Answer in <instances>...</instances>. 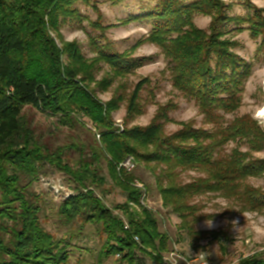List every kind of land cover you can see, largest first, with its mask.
<instances>
[{
    "label": "trees",
    "instance_id": "1",
    "mask_svg": "<svg viewBox=\"0 0 264 264\" xmlns=\"http://www.w3.org/2000/svg\"><path fill=\"white\" fill-rule=\"evenodd\" d=\"M77 1L0 0V264L69 262L70 242L56 240L43 227L42 198L30 189L47 166L63 173L73 185L74 193L61 202L58 214L67 221L80 219L84 224L99 226L105 240L101 252L104 258L117 257L118 264H144L147 257L163 264V255L170 252L168 235L159 231L154 214L141 204L142 190L136 186L133 172L118 169L128 158L162 167L157 188L163 207L181 219L189 236L201 239L208 235L218 241L215 233L194 232L190 219L195 224L200 218L196 217L192 199L204 192L237 195L244 182L264 174V159H251V153L264 151V129L258 121L244 115L223 122L221 114H234L240 108L251 68L233 52L235 44L225 38L221 27L247 22L251 37L261 38L260 49L264 51V8H252V16L242 20L229 18L228 6L221 0L188 4L184 0H159L154 11L121 22L151 24L143 42L161 49L171 66L173 88L194 101L213 126L206 130L182 123L178 131L167 135L165 107L158 109L148 126L120 130L112 119L117 101L103 103L91 89L95 80L91 71L96 64L104 62L119 76L140 67L142 60L103 51L88 62L75 43L57 44L53 34L60 37V18L72 16L68 9ZM196 15L211 17L208 30L193 23ZM146 82L136 85L129 100V115L136 111ZM26 107L57 116L65 126L82 115L92 123L98 143L89 156L75 149L80 153L79 160L70 166L65 153L73 150L72 146L51 150L39 143L24 117ZM232 142L243 143L248 150L238 147L221 157L219 151ZM102 158L112 181L126 195V202L113 209L96 194L104 182L100 176ZM178 169L202 170L207 176L178 185L174 182ZM162 177L167 179L165 184ZM239 195L252 210L264 208L261 190L246 186ZM116 210L122 216L115 214ZM241 264H264V258Z\"/></svg>",
    "mask_w": 264,
    "mask_h": 264
},
{
    "label": "rangeland",
    "instance_id": "2",
    "mask_svg": "<svg viewBox=\"0 0 264 264\" xmlns=\"http://www.w3.org/2000/svg\"><path fill=\"white\" fill-rule=\"evenodd\" d=\"M193 1L195 0H184V3ZM221 1L228 6L226 13L231 19L247 20L253 14L252 8H264V0ZM158 2L159 0H78L68 9L72 16L60 18V37L57 38L55 33L53 37L59 46L63 41L75 43L88 62H92L103 51L127 54L135 61L142 60L140 67L124 75H115L104 62L96 64L91 71L95 80L90 86L98 100L103 103L117 101L112 119L120 130L148 126L162 107H165L169 121L158 122L164 124L167 135L178 131L182 123H192L195 128L212 130L213 126L207 123L195 102L173 88L171 66L161 49L143 42L152 29L151 24L148 21L121 24L132 16L154 11ZM193 23L202 30H208L210 20L209 17L196 15ZM248 28L249 24L245 21L226 23L221 27L226 33L225 38L235 44L233 52L251 68L245 81L240 108L234 114L221 115L224 124L250 115L264 129V116H261L264 108V51L260 49L261 38L253 39ZM63 60L67 62V56ZM143 80L147 82L139 93L136 111L129 115V100L136 85ZM24 117L35 131L39 143L51 150L72 146L73 150L65 153V162L70 166L78 162L80 150L84 151L85 156H89L91 148L99 140L92 123L82 115H77L76 121L66 126L60 123L59 117L49 116L33 107L24 109ZM238 147L241 151L248 150L243 143L232 142L224 146L219 155L226 157ZM251 159H264V151L251 153ZM132 160L135 164L132 172L137 182L147 189V204L157 220L159 231L167 234L170 239V251L176 249L184 255L200 251L207 255L210 264H241L246 260L264 258V208L252 210L239 195L246 186L264 192V174L244 182L237 195L232 192H204L192 199L191 205L195 206L196 217L200 220L193 224L190 219V225L194 232L217 234L219 240L212 241L208 235L201 239L189 236L182 227L181 219L170 209L163 207L157 188V175L161 174L162 167ZM100 167V176L104 182L96 189V194L110 209L124 204L126 195L112 181L103 158ZM206 176L202 170L178 169L174 182L185 185ZM162 182L165 184L167 179L162 177ZM30 189L42 198L40 219L43 227L56 240L70 242L68 264H118L117 257L104 258L101 255L105 240L99 226L84 224L80 219L67 221L58 214L61 202L74 193L73 185L63 173L47 166L42 169L38 180ZM115 214L122 216L118 210ZM144 258V264H155L149 258Z\"/></svg>",
    "mask_w": 264,
    "mask_h": 264
},
{
    "label": "built area",
    "instance_id": "3",
    "mask_svg": "<svg viewBox=\"0 0 264 264\" xmlns=\"http://www.w3.org/2000/svg\"><path fill=\"white\" fill-rule=\"evenodd\" d=\"M118 169H124L127 172H132L135 169V164L132 158H128L123 163L119 165ZM136 186L142 190L141 204L149 209L147 204V192L143 185L136 182ZM69 196H66L68 198ZM65 198V199H66ZM138 242V238H135ZM163 264H210V261L206 254L203 252H192L189 255L180 254L178 250L174 249L163 256L162 258Z\"/></svg>",
    "mask_w": 264,
    "mask_h": 264
},
{
    "label": "bare ground",
    "instance_id": "4",
    "mask_svg": "<svg viewBox=\"0 0 264 264\" xmlns=\"http://www.w3.org/2000/svg\"><path fill=\"white\" fill-rule=\"evenodd\" d=\"M264 116V108L261 110V116Z\"/></svg>",
    "mask_w": 264,
    "mask_h": 264
},
{
    "label": "clouds",
    "instance_id": "5",
    "mask_svg": "<svg viewBox=\"0 0 264 264\" xmlns=\"http://www.w3.org/2000/svg\"><path fill=\"white\" fill-rule=\"evenodd\" d=\"M226 2H227V0H226ZM209 20H211V17L209 16Z\"/></svg>",
    "mask_w": 264,
    "mask_h": 264
}]
</instances>
